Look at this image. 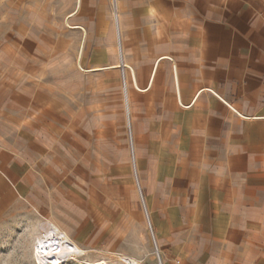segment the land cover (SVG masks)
<instances>
[{
  "label": "crops",
  "instance_id": "1",
  "mask_svg": "<svg viewBox=\"0 0 264 264\" xmlns=\"http://www.w3.org/2000/svg\"><path fill=\"white\" fill-rule=\"evenodd\" d=\"M21 1L3 0L0 9V139L12 128L11 89L5 84L11 59L23 65L30 54V64L38 62L35 46L20 35L21 24L13 31L12 11L21 17ZM56 2L74 35L67 47L77 49L78 64L86 48L114 46L111 0ZM117 6L121 69L130 66L134 87L149 102L140 104L133 90L130 149L140 160L136 173L153 214L156 245L142 215H128L124 204H102L86 174L75 169L40 171L73 179L64 190L53 181L36 184L35 204L59 209L66 219L53 220L71 229L80 226L85 246L76 243L89 252L156 264L157 247L162 264H264V0H119ZM66 75L63 81L69 80ZM16 93L23 118L17 128L26 154L39 158L41 141L49 147L64 138L70 153L76 144L84 152L93 130L107 143L109 129L120 145L117 162L124 166L128 161L118 112L92 117L86 111L76 117L70 89L51 90L50 98L58 99L50 101L37 88ZM59 97L67 102V119L59 120L65 112ZM45 106L49 122L38 119ZM76 128L83 131L75 134ZM138 196L135 190L129 193L132 203ZM81 198L88 207L78 205Z\"/></svg>",
  "mask_w": 264,
  "mask_h": 264
},
{
  "label": "rangeland",
  "instance_id": "2",
  "mask_svg": "<svg viewBox=\"0 0 264 264\" xmlns=\"http://www.w3.org/2000/svg\"><path fill=\"white\" fill-rule=\"evenodd\" d=\"M21 2L23 9L21 17H18V11H12L13 31L17 27V23L21 24L24 32L20 35H24L27 43L35 46L33 51L37 52L38 62L30 64L33 60L31 56L34 55L27 54L26 64L19 65V58L14 57L11 59V65L5 74L7 79L5 84L11 89L10 121L12 128L8 137L0 139V264H35L32 254L37 244V238L42 235V226L45 222L56 224L81 247L85 246L84 231L80 226L73 228L70 225L71 229L69 226L53 220L64 221L66 219L59 209L53 210L45 204H35L36 193L33 189L36 184L53 181L58 190H64L70 187L69 184L73 179L72 176L68 175H52L50 177L41 175L40 171L44 169H60L64 171V174L66 171L71 170L72 172V169H75V174L85 173V179L90 181L91 186L99 192L100 198L103 199L102 204H109L112 208L115 204H124V209H127L128 215H142L149 229L144 208L146 207L156 233L146 192L140 187L141 193L143 192L144 204L138 186V181L139 185L142 186V178L136 173L140 168V160L136 151L134 153V148L133 150L130 149L132 147L131 135L135 138V122L133 113L130 126L126 118L124 84H129L131 110L134 103L133 90L139 94V97L135 99L140 104L149 102H147V96L142 95L134 87L131 70L121 69L116 34L113 47L100 50L86 48L85 59L78 64L77 49L67 47V41H71L70 45H73L74 35L70 34V30L67 28L66 13H62L60 9L57 10L56 0H22ZM2 3L3 0H0V9ZM111 11L114 20L112 0ZM69 25L74 24L69 22ZM14 34L16 37L19 36L15 32L11 36ZM54 41L55 43H53ZM12 42H14L13 37ZM57 42L58 48L55 47ZM86 60H91L92 63L87 64ZM111 65H118L120 68L92 72L87 70ZM66 73L69 74V80L63 81L66 80ZM25 77H27V81H25ZM56 78H60V80L57 81ZM25 87L37 88L43 92L44 97L42 98L47 101L58 99L50 98L51 90L70 89L75 103L76 117H81L83 113H87L86 111H89L92 117L95 114H102L104 111L107 113L118 112L115 115V120L124 127L123 139L126 140V148L128 149L126 164L121 166L117 162V149L120 145L110 137L112 134L109 133V129H107V143H103L98 138V134H95L98 133V130H93L89 145L85 147L84 152L82 145L76 144L74 154L72 151L70 153L67 139L64 138L63 141L59 139L58 144L53 142L49 147L41 141L39 158L32 155L31 152L26 154V147L28 146L25 145V141L20 136V130L17 128L18 122L23 118L19 117L18 98L16 96V92ZM61 105H64L65 112L62 116L60 115L62 118L59 120L67 119L70 115L67 113V102L64 98L59 97V106ZM37 115L41 122L52 120L47 107H41ZM82 131V129L76 128L75 134ZM177 135L175 131L173 136L176 137ZM132 190L137 191L139 195L133 203L129 198V193ZM80 202L82 203L78 204L80 207H83L82 205L89 206L88 201L84 198H81ZM126 204L128 205L127 208H125ZM148 232L151 240H154L150 229ZM155 252L157 253V251ZM158 254L159 256L155 255V262L162 264L161 258H159L161 257L160 253L158 252ZM101 258H105L109 264H117L120 260L115 255H106L99 251L89 252L86 260L96 261Z\"/></svg>",
  "mask_w": 264,
  "mask_h": 264
},
{
  "label": "bare ground",
  "instance_id": "3",
  "mask_svg": "<svg viewBox=\"0 0 264 264\" xmlns=\"http://www.w3.org/2000/svg\"><path fill=\"white\" fill-rule=\"evenodd\" d=\"M113 17L116 24L119 58L121 61V58H123V50L120 42L121 33L119 28L120 26L118 24V12L117 16L114 14ZM114 68L118 69L120 66L113 67V69ZM125 68L130 69V66L125 65ZM125 79L124 75V80ZM134 83L136 85V81H134ZM123 95L125 96L124 99H126V118L131 125V106L127 83L123 86ZM154 243L156 245V240H154ZM88 254L89 251L82 249L74 240H72L69 234L63 231L59 226L51 222H45L42 226V235L37 238V244L33 250L32 256L35 264H109V262L104 258L96 261H88L86 260ZM155 254L157 255V253ZM120 261L125 264H140L137 260L127 257L120 258Z\"/></svg>",
  "mask_w": 264,
  "mask_h": 264
},
{
  "label": "built area",
  "instance_id": "4",
  "mask_svg": "<svg viewBox=\"0 0 264 264\" xmlns=\"http://www.w3.org/2000/svg\"><path fill=\"white\" fill-rule=\"evenodd\" d=\"M118 1L119 0H112V6H113V12H114V14L117 16V3H118ZM117 20V19H116ZM129 122V121H128ZM129 126H130V123H129ZM131 144H133V140H132V135H131ZM137 181H138V178H137ZM138 186H139V189H140V194H141V197H142V202L145 204V201H144V198H143V195H142V193H141V188H140V185H139V181H138ZM145 208V211H146V218H147V221H148V226H149V229H150V231H151V233H152V236H153V239H154V232H153V227H152V224H151V220H150V216H149V213H148V211H147V209H146V207H144ZM156 251H157V255L159 256V254H158V250H157V247H156ZM160 258V257H159Z\"/></svg>",
  "mask_w": 264,
  "mask_h": 264
}]
</instances>
